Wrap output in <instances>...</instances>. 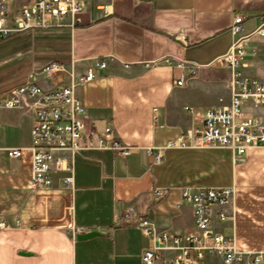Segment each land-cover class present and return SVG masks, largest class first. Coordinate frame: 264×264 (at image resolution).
Masks as SVG:
<instances>
[{
	"label": "crops",
	"instance_id": "obj_1",
	"mask_svg": "<svg viewBox=\"0 0 264 264\" xmlns=\"http://www.w3.org/2000/svg\"><path fill=\"white\" fill-rule=\"evenodd\" d=\"M82 1L78 23L48 20V27L0 41V100L27 79L50 91L69 73L106 63L74 89L84 107L83 149L72 174L50 173L48 188H31L32 101L0 108V264H139L148 240L122 214L134 211L177 237L199 235L181 191L201 188H234L232 205L213 209L210 230L232 238L239 252H264V146L236 162L223 147L165 149L159 165L152 156L205 111L228 104L231 72L215 61L234 41L233 17H243L251 33L264 20V0ZM243 48L241 72L264 77V39L253 36ZM50 64L62 73L45 77ZM250 111L264 121V106ZM105 129L128 147L125 157L91 147ZM9 149H21V157H8ZM70 175L72 189L62 184ZM88 232L98 235L76 240Z\"/></svg>",
	"mask_w": 264,
	"mask_h": 264
},
{
	"label": "built area",
	"instance_id": "obj_2",
	"mask_svg": "<svg viewBox=\"0 0 264 264\" xmlns=\"http://www.w3.org/2000/svg\"><path fill=\"white\" fill-rule=\"evenodd\" d=\"M83 8L82 0H0V41L14 34L48 27V20L70 17L73 23H78L75 16ZM243 20L238 15L233 17L230 32L234 41L229 50L215 61L231 72L228 104L205 111L198 125L169 141L165 147L152 149L153 165L160 164L165 149L223 147L232 152L236 162L245 156L248 149L264 146V121L250 111V108L264 106V77L246 76L240 70L246 67L243 60L247 54L243 44L253 36L264 39V20L247 34L243 31ZM177 66L192 72L189 67ZM105 67V61L97 59L86 74L74 76L69 73L68 82L58 84L50 91L42 90L36 81L27 79L10 88L4 100H0V108L8 110L20 109L27 99L32 101L29 104L33 115L30 149L32 189L48 188L53 170L72 174L73 156L83 149L78 141L84 131V107L74 89L92 81L96 76L94 70ZM62 71L56 64L42 69L45 77ZM183 76L176 82L177 86L183 85ZM247 113L251 116L246 117ZM91 147L111 150L121 157L129 152L110 129L98 134L96 145ZM63 152L68 156L56 155ZM7 155L20 158L22 150L9 149ZM71 183V175L62 179L65 188L72 189ZM181 197L191 206L194 229L199 235H171L166 230L156 229L149 220L137 218L134 211L120 217L124 221H136V227L148 240V246L139 255V264H196L209 255L218 257L222 264H264V252H239L234 248L232 238L210 230L213 209L232 205L233 187L201 188L193 192L182 189ZM226 219L227 215L219 210L218 220L224 222Z\"/></svg>",
	"mask_w": 264,
	"mask_h": 264
},
{
	"label": "rangeland",
	"instance_id": "obj_3",
	"mask_svg": "<svg viewBox=\"0 0 264 264\" xmlns=\"http://www.w3.org/2000/svg\"><path fill=\"white\" fill-rule=\"evenodd\" d=\"M245 116L250 117L251 113H247ZM196 264H222V262L218 257L214 255H209L204 259L203 262L196 263Z\"/></svg>",
	"mask_w": 264,
	"mask_h": 264
},
{
	"label": "water",
	"instance_id": "obj_4",
	"mask_svg": "<svg viewBox=\"0 0 264 264\" xmlns=\"http://www.w3.org/2000/svg\"><path fill=\"white\" fill-rule=\"evenodd\" d=\"M98 234L96 232H88V233H83V234H79L76 236V240L77 241H82V240H86L88 238L97 236Z\"/></svg>",
	"mask_w": 264,
	"mask_h": 264
}]
</instances>
